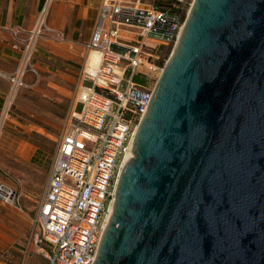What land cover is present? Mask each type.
I'll use <instances>...</instances> for the list:
<instances>
[{
	"label": "water",
	"instance_id": "95a60500",
	"mask_svg": "<svg viewBox=\"0 0 264 264\" xmlns=\"http://www.w3.org/2000/svg\"><path fill=\"white\" fill-rule=\"evenodd\" d=\"M92 264H264V0H193Z\"/></svg>",
	"mask_w": 264,
	"mask_h": 264
},
{
	"label": "built area",
	"instance_id": "2783aa9c",
	"mask_svg": "<svg viewBox=\"0 0 264 264\" xmlns=\"http://www.w3.org/2000/svg\"><path fill=\"white\" fill-rule=\"evenodd\" d=\"M185 4L102 1L84 44L100 57L97 64L82 69L75 105L32 218L37 226L33 241L49 264L95 260L116 180L152 97L154 83L146 70L156 67L165 48L175 46L188 13ZM45 13L43 8L28 31L10 28L11 46L19 56L7 77L4 116L25 74L37 71L34 52L39 38L46 34L53 41H66L62 32L47 26ZM14 197V189L0 181V201L12 203Z\"/></svg>",
	"mask_w": 264,
	"mask_h": 264
},
{
	"label": "rangeland",
	"instance_id": "374dc122",
	"mask_svg": "<svg viewBox=\"0 0 264 264\" xmlns=\"http://www.w3.org/2000/svg\"><path fill=\"white\" fill-rule=\"evenodd\" d=\"M139 1L164 5L172 0ZM192 1L186 0V13ZM39 41L34 52L37 71L25 74L7 115L4 116L3 99L0 104V121L4 116L0 126V181L15 191L14 202L0 201V241L5 243L0 242V264L32 263L27 250L29 240L33 241L37 233L32 218L43 196L53 155L70 119L82 69L91 51L84 45L50 40L43 45L45 51L38 52ZM173 47L165 48L156 67L146 70L151 83L155 84ZM80 108L77 106V110ZM9 244L23 251H13L7 247ZM40 255L49 264L47 257Z\"/></svg>",
	"mask_w": 264,
	"mask_h": 264
},
{
	"label": "crops",
	"instance_id": "0c3cea01",
	"mask_svg": "<svg viewBox=\"0 0 264 264\" xmlns=\"http://www.w3.org/2000/svg\"><path fill=\"white\" fill-rule=\"evenodd\" d=\"M102 1L0 0V100L3 99L9 85L7 77L14 71L19 56L18 50L11 46L10 28L19 27L25 31L32 29L37 16L45 8L47 26L62 32L66 38L65 44L84 45L90 39ZM40 38L38 52L45 51L43 45H48V42L52 40L48 35H43ZM29 241L27 250L32 256L31 264H45L36 243ZM7 247H12V244ZM12 248L13 251H23L15 246Z\"/></svg>",
	"mask_w": 264,
	"mask_h": 264
},
{
	"label": "bare ground",
	"instance_id": "6f19581e",
	"mask_svg": "<svg viewBox=\"0 0 264 264\" xmlns=\"http://www.w3.org/2000/svg\"><path fill=\"white\" fill-rule=\"evenodd\" d=\"M99 54L97 52H95L94 50H91L88 57H87V66L88 65H95L97 64L98 60H99ZM3 118L4 116L1 118V121H0V126L3 122ZM133 156V152L131 150V148L127 151L126 155H125V161L128 160L129 158H131ZM114 202V201H113ZM112 207H113V203H112V206H111V212H112Z\"/></svg>",
	"mask_w": 264,
	"mask_h": 264
},
{
	"label": "trees",
	"instance_id": "16d2710c",
	"mask_svg": "<svg viewBox=\"0 0 264 264\" xmlns=\"http://www.w3.org/2000/svg\"><path fill=\"white\" fill-rule=\"evenodd\" d=\"M158 4V3H157ZM135 80L138 81V82H141L142 81V78H140L139 76L135 77ZM2 103V100H0V104ZM50 153H52V150H50Z\"/></svg>",
	"mask_w": 264,
	"mask_h": 264
}]
</instances>
